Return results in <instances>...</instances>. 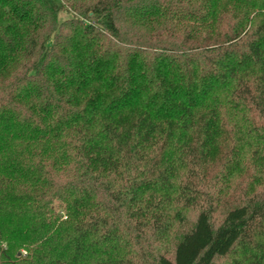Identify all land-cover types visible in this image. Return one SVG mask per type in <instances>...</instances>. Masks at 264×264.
I'll return each mask as SVG.
<instances>
[{"label": "trees", "instance_id": "obj_1", "mask_svg": "<svg viewBox=\"0 0 264 264\" xmlns=\"http://www.w3.org/2000/svg\"><path fill=\"white\" fill-rule=\"evenodd\" d=\"M0 257L264 264V0H0Z\"/></svg>", "mask_w": 264, "mask_h": 264}, {"label": "rangeland", "instance_id": "obj_2", "mask_svg": "<svg viewBox=\"0 0 264 264\" xmlns=\"http://www.w3.org/2000/svg\"><path fill=\"white\" fill-rule=\"evenodd\" d=\"M54 5H59L60 4V0H50ZM69 17V14H68V12H66V11H64V10H61L60 12H59V14H58V20L59 21H61V20H64V19H66V18H68ZM53 208L55 209V212L57 213V214H59V215H61V219H64L65 218V212H64V209H63V207H62V204L58 201V200H55V201H53ZM187 214V216H188V220L189 221H191V220H193L194 219V214L192 213V212H187L186 213ZM186 224H183V225H181L180 227H177L176 229H174V231H173V233H172V235L170 236V244H171V242H172V240L174 239V238H176V236H177V234H178V232H180V228L181 227H184V229L186 228ZM168 244V243H167ZM169 246H172V244L171 245H169ZM1 247H5V242H1ZM172 248V247H171ZM14 252V251H13ZM12 252V253H13ZM29 254V251H28V249L27 248H25V247H19V248H17V251H15L14 252V254H12L13 256L14 255H16L17 257H21V258H25V257H27V255ZM0 264H4V260L0 257ZM218 264H226V260L225 261H221V262H219Z\"/></svg>", "mask_w": 264, "mask_h": 264}]
</instances>
